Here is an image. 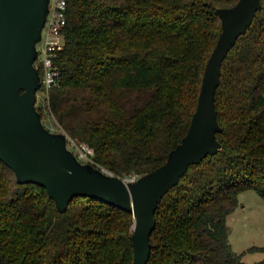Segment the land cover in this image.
I'll return each mask as SVG.
<instances>
[{"label":"trees","instance_id":"16d2710c","mask_svg":"<svg viewBox=\"0 0 264 264\" xmlns=\"http://www.w3.org/2000/svg\"><path fill=\"white\" fill-rule=\"evenodd\" d=\"M66 1L49 110L93 164L138 178L188 133L222 31L218 9L238 0ZM216 106L222 149L164 194L147 264H264L243 260L228 225L241 192L264 199V0L223 61ZM133 227L132 212L91 196L60 211L0 158V264H133Z\"/></svg>","mask_w":264,"mask_h":264},{"label":"water","instance_id":"95a60500","mask_svg":"<svg viewBox=\"0 0 264 264\" xmlns=\"http://www.w3.org/2000/svg\"><path fill=\"white\" fill-rule=\"evenodd\" d=\"M50 2L0 0V158L20 183L45 187L60 211L81 194L132 212L133 264H147L164 194L179 183L190 165L222 149L216 106L222 64L252 24L262 0H238L218 9L222 31L206 65L188 133L162 166L136 179L82 162L68 146L66 131H53L43 121L37 106L41 73L35 61Z\"/></svg>","mask_w":264,"mask_h":264},{"label":"rangeland","instance_id":"374dc122","mask_svg":"<svg viewBox=\"0 0 264 264\" xmlns=\"http://www.w3.org/2000/svg\"><path fill=\"white\" fill-rule=\"evenodd\" d=\"M37 106L48 128L63 131L49 110L47 95L43 88L39 91ZM68 146L76 155L83 154V157H80L82 162H94L93 151L86 144L78 143L69 136ZM239 200V207L228 217L231 229L230 242L234 250L244 252L245 262L253 263L264 257V252H251L248 249L252 246L264 247V199L257 191L249 189L239 194Z\"/></svg>","mask_w":264,"mask_h":264},{"label":"built area","instance_id":"2783aa9c","mask_svg":"<svg viewBox=\"0 0 264 264\" xmlns=\"http://www.w3.org/2000/svg\"><path fill=\"white\" fill-rule=\"evenodd\" d=\"M66 25L67 1L51 0L50 11L42 31V39L37 44L38 55L35 61L36 67L41 69V89H44L45 95H48L49 90L59 84L60 68L56 63V57L66 44L64 34ZM78 157L82 158L83 154ZM136 178L134 176L131 179Z\"/></svg>","mask_w":264,"mask_h":264},{"label":"crops","instance_id":"0c3cea01","mask_svg":"<svg viewBox=\"0 0 264 264\" xmlns=\"http://www.w3.org/2000/svg\"><path fill=\"white\" fill-rule=\"evenodd\" d=\"M249 249V248H248ZM236 251V250H235ZM238 252V251H237ZM251 252H257V251H251ZM241 253H244V252H241Z\"/></svg>","mask_w":264,"mask_h":264}]
</instances>
